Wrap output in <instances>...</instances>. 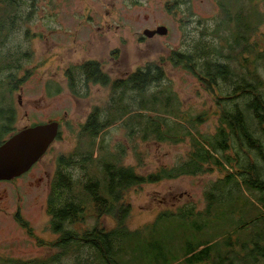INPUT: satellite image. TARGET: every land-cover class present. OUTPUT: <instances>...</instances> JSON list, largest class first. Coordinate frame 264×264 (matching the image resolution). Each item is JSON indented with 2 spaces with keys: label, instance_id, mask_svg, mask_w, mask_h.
Wrapping results in <instances>:
<instances>
[{
  "label": "rangeland",
  "instance_id": "374dc122",
  "mask_svg": "<svg viewBox=\"0 0 264 264\" xmlns=\"http://www.w3.org/2000/svg\"><path fill=\"white\" fill-rule=\"evenodd\" d=\"M165 1L16 0L5 12L0 9V41H4L5 48L28 53L18 59L22 65L18 74L26 77L16 89L9 94L6 92L9 100L1 101L0 109L11 104V116L16 119L14 127L17 129L50 120H58L60 123L58 137L32 169L12 183H0V188L5 187L7 190L5 196L0 198V264L6 259L42 258L59 250L49 244L58 235L51 231L49 217L45 213L49 182L57 157L68 153L78 154L88 148L89 138L82 135L81 124L94 108H98L101 120L107 117L114 119L121 114L123 107L118 105L116 99L114 106L111 105L113 95L117 97L121 93L122 105H134L131 102L134 92H121L118 89L112 91L109 85L98 83L85 84L80 77L75 79V90L79 94L75 95L68 87L65 71L91 59L98 61L110 78H122L147 62L166 57L173 49H188L192 43L214 39L211 29L219 12L215 0L178 1L176 7L172 8L175 13L164 7ZM160 25L165 26L166 33L152 37L143 35L144 29H154ZM252 38L259 47L264 48V24L258 27ZM114 49L115 57L110 54ZM163 69L164 77L157 85L152 83L147 87L145 97L155 89L167 88L184 119L188 120V117L202 111L209 112V117L196 125L195 129L210 138L218 124V115L213 113L218 109L212 95L203 90L195 77L185 69L173 66L168 61L164 62ZM157 105L159 102L156 104L158 108ZM141 112L154 115L151 110ZM167 119L173 121L171 116ZM127 123L131 126L125 125L122 120H115L114 124L102 129L94 141L101 138L107 151H115L118 145L122 147L121 163L131 166L139 174L155 171L160 166L174 165L185 159L191 149L188 137L177 143L158 141L153 136L142 140L138 130L141 124ZM97 147L93 146V156L97 158L88 166V171L94 170L90 173H94L95 178L100 177L98 159L104 154ZM223 153L232 158L233 167L237 162L236 154L241 158L245 154L258 167L264 168L253 149L244 145L238 147L236 142L228 150H221L216 155L221 157ZM213 168L210 173L182 175L124 189L120 202L125 203L127 208L124 220L131 235L119 242L116 262L189 264L184 261L183 255L187 243L188 246L202 244L199 248L203 244L215 243L219 249L230 246L240 252L252 247V230L249 227L236 228V224L241 215L239 206L247 203L248 198L264 213L263 203L256 200L261 197L264 202V194L257 190L242 188V193L231 192L230 197H226L224 205L228 222H220L218 226L228 228L223 238H220L224 235L222 231L211 226L197 229L198 224L207 221L209 216H157L163 210L176 212L180 206L194 205L198 210L203 209L206 205L204 191L223 174L215 166ZM71 171L73 178L77 179L72 193L79 194L82 192L79 179L81 171L77 166H73ZM16 188L20 191V199L14 192ZM85 206L87 209L82 220L71 224L72 229L88 230L96 223L105 230L115 226L114 215L104 214L97 218L94 210L88 208L90 200H87ZM247 208L245 206L244 210ZM15 210L21 214V217L16 214L20 224L14 220ZM226 241L231 242V245H226ZM243 242L248 247L241 248ZM71 245L74 247L76 243ZM92 254L91 249L81 246L69 251L53 264H105L95 261ZM257 264H264V258Z\"/></svg>",
  "mask_w": 264,
  "mask_h": 264
},
{
  "label": "trees",
  "instance_id": "16d2710c",
  "mask_svg": "<svg viewBox=\"0 0 264 264\" xmlns=\"http://www.w3.org/2000/svg\"><path fill=\"white\" fill-rule=\"evenodd\" d=\"M178 1L188 2L166 0L164 7L175 13L172 8L176 7ZM215 2L219 12L211 29L214 32L213 40L192 43L188 49H173L166 57L147 62L122 78H110L96 60H85L75 65L74 69L69 68L65 71L68 87L75 95H79L75 90V79L80 77L85 84L98 83L109 85L112 91L118 89L121 92L125 90L134 92V98L131 100L134 105H122L121 93L117 97L113 95L111 105L114 106L116 99L118 105L123 107L121 114L114 119L107 117L101 120L98 108H94L81 124L82 135L89 138L88 148L78 154L68 153L57 157L45 201V213L49 217L51 231L58 235L49 244L59 250L42 258L6 259L2 261L3 264H53L59 262L69 251L79 249L81 246L91 249L97 262L118 264L115 260V255L119 252L118 244L131 235L124 220L127 208L120 200L124 189L133 185L154 183L182 175L210 173L215 166L223 174L212 181L204 191L206 205L203 209L198 210L194 205L180 206L176 212L163 210L157 216L163 214L185 217L209 216L207 221L198 224L197 229L211 226L219 232L222 231L224 235L220 237L222 233L219 234L220 238L226 236L228 229L224 226L218 227L220 222L224 224L228 222L224 205L226 197H230L231 192L242 193V188L257 190L264 194V168L258 167L245 154L243 158L236 154L237 162L234 167L231 165L232 158L226 153L221 157L216 155L221 150H228L230 145L236 142L238 147L244 145L253 149L264 165V48L259 47L252 38L256 35L258 27L264 24V0H215ZM15 3L16 0H0V9L5 12ZM181 20L184 21L183 18ZM4 46V41H0V102L9 100L6 92L9 94L16 89L26 77L18 74L22 70L18 59L28 54ZM110 54L115 57L116 49ZM165 61L188 71L202 89L212 95L218 109L213 112L218 115V124L216 132L210 135V138L201 135L195 129L196 125L209 117V112L202 111L188 117V120L184 119L167 88L155 89L145 97L147 87L152 83L157 85L164 77ZM158 102L157 106L160 109L156 107ZM147 110H151L154 115L147 114L150 112H141ZM5 114H13L11 104L5 109H0V115ZM170 116L173 121H168L167 118ZM115 120H122L127 126H131L127 122L141 124V129L138 130L142 140L153 136L158 141L177 143L188 137L191 149L185 159L174 165L160 166L155 171L139 174L131 166L121 163L122 147L118 145L115 151H107L101 138L97 142L94 141L102 129L114 124ZM58 134L59 131L56 138ZM94 145L98 146V151L104 153L98 159L100 177L97 178L94 173H90L94 170L88 171V166L97 158L93 156ZM76 156L78 158H75ZM73 166H77L81 171L79 179L82 192L79 194L72 193L73 184L77 180L73 178L71 171ZM87 200H90L88 208L94 210L97 218L104 214L114 215L115 226L105 230L96 223L88 230L72 229L71 224L82 220L87 209L85 206ZM246 200L247 203L239 206L241 215L237 219L236 228L249 227L252 230L251 234L254 235L250 241L252 247L240 252L230 246L219 249L215 243L203 244L200 248L202 244L188 246L187 243L183 254L184 261L189 264H257L264 258V213L254 206L252 199ZM256 200L263 203L264 207L261 197ZM245 206H248L247 210H244ZM71 243L76 245L72 247ZM226 245H231V242L226 241ZM246 247L247 243L243 242L241 248Z\"/></svg>",
  "mask_w": 264,
  "mask_h": 264
},
{
  "label": "water",
  "instance_id": "95a60500",
  "mask_svg": "<svg viewBox=\"0 0 264 264\" xmlns=\"http://www.w3.org/2000/svg\"><path fill=\"white\" fill-rule=\"evenodd\" d=\"M166 33L165 26L144 29L143 35L152 37ZM56 120L24 126L0 143V179H11L27 171L47 150L57 136Z\"/></svg>",
  "mask_w": 264,
  "mask_h": 264
},
{
  "label": "flooded vegetation",
  "instance_id": "af4514ba",
  "mask_svg": "<svg viewBox=\"0 0 264 264\" xmlns=\"http://www.w3.org/2000/svg\"><path fill=\"white\" fill-rule=\"evenodd\" d=\"M88 60H91V59H88ZM15 121H16V119L14 118V116H11V115H0V143L4 140V139H6L8 136H10L11 134H13V133H15L16 131H18L19 129H21V128H15L14 127V123H15ZM58 123H59V121L58 120H56ZM60 124V123H59ZM24 127V126H23ZM58 131H59V128H58ZM48 149V148H47ZM46 152V151H45ZM38 161V160H37ZM36 161V162H37ZM36 162L35 163H33L31 166H30V168L27 170V171H25L24 173H22L21 175H19V176H16V177H14V178H11V179H0V183H12V182H14V181H16L17 179H19L20 177H22L24 174H26V173H28L31 169H32V167L36 164ZM49 185H50V182H49ZM49 189V188H48ZM0 192H2L3 193V195L2 196H0V198H2L3 196H5V193H7V190H6V188L5 187H2V188H0ZM14 192L17 194V197L20 199V195L18 194L20 191L16 188V189H14ZM16 214L18 215V216H20L21 217V214H20V212L19 211H16L15 210V212L13 213V216H14V220H15V222L16 223H18V224H20L19 223V221L16 219ZM24 228V227H23Z\"/></svg>",
  "mask_w": 264,
  "mask_h": 264
}]
</instances>
